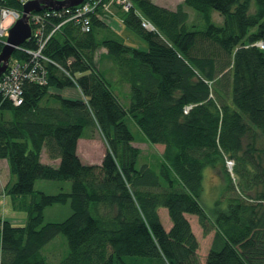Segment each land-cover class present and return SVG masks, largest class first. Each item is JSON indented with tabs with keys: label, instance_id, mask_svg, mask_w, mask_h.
<instances>
[{
	"label": "trees",
	"instance_id": "16d2710c",
	"mask_svg": "<svg viewBox=\"0 0 264 264\" xmlns=\"http://www.w3.org/2000/svg\"><path fill=\"white\" fill-rule=\"evenodd\" d=\"M132 1L140 15L122 14L124 24L147 49L99 37L100 21L89 33L67 22L44 47L47 83L24 78L19 105L0 91V159L12 176L6 192L28 213L24 224L3 220L0 264H51L43 248L60 234L68 252L56 264H264V49L255 45L264 40V0H184L176 10ZM185 6L205 29L190 28ZM214 11L223 24L213 21ZM141 16L156 30L142 27ZM62 20L49 17L46 33ZM38 47L26 40L12 59L34 64L30 51ZM100 48L107 52L97 59ZM102 57L130 84L128 107L98 65ZM67 87L81 97L54 92ZM127 118L148 141L165 145L159 170L136 166L141 150ZM86 129L106 141L100 164L77 153ZM44 148L58 166L42 162ZM208 166L223 185L211 209L203 202ZM39 179L70 181L71 190H36ZM59 203L72 213L45 223L46 208ZM160 208L168 210L169 230ZM187 215L198 217L204 236L214 233L203 263Z\"/></svg>",
	"mask_w": 264,
	"mask_h": 264
},
{
	"label": "rangeland",
	"instance_id": "374dc122",
	"mask_svg": "<svg viewBox=\"0 0 264 264\" xmlns=\"http://www.w3.org/2000/svg\"><path fill=\"white\" fill-rule=\"evenodd\" d=\"M157 1L160 3L168 4L170 6H176L178 4L176 2L172 4L168 0H157ZM188 8H190L193 11V13L191 14L189 18L188 24L194 25V27H190V28L191 29H205L206 27L205 20L193 8L191 7H188ZM127 12L128 11L122 10L123 14ZM212 19L216 24H219V25L223 24L224 22V17L218 11H214V15L212 14ZM121 29H122V32L118 33V31L116 32L114 30V27L107 26V28H99L98 36L118 38L121 41H124L128 45L135 46L138 48H141V47L143 48L147 46L146 40L136 31L132 30L130 27L126 25H122ZM112 33H114V35ZM259 42H262V41H259ZM103 50H104L103 48L99 49L96 55L97 59L99 58ZM41 54L45 55L44 50L41 52ZM47 61L49 62V58ZM97 63L106 72L108 77H111L112 75L117 74L114 64L109 59L102 57V59L97 61ZM130 95H131V92L126 93V91H122L121 98L124 104L126 105L129 104ZM126 121L130 129L133 131L135 135L134 143L138 145L139 149L141 150V155L137 161L136 166L141 167L143 164L148 163L152 165L153 168L159 170L163 163V154H164L163 148H159L161 145L148 141L146 137L144 136V134L139 130V128L137 127V125L134 123V121L131 118H127ZM85 132L87 133L88 129H86ZM94 133L96 135L95 137H97L96 139L97 143L99 144L98 148L103 151V148L105 146L107 148L106 141L103 140L100 132L95 131ZM229 169L230 171H233V166L230 165ZM10 174H11V169H10ZM204 174H205V177H204V187L205 188H204V193H203V202H204V205L207 207V209H211L216 205L217 199H219V197L222 195V191H223V185L221 184L222 177H221L219 170L214 169L212 166L206 167ZM8 178H9V173L5 166V170H2V173H0L1 188H3L4 186L3 184H5L4 182H6ZM64 182L65 181L39 179L35 185V189L44 190L46 193H50V194L58 193L59 191H62V190L67 191L68 188H66V186L64 185ZM0 192H1L0 193V215L4 214L6 216L10 215V217H15L19 219L21 217L23 219L25 218L27 219L28 213L25 209H20V210L14 209L13 204L11 203V198H10L12 195L8 194L7 192L4 195L3 190H0ZM71 213H72V209L69 204L59 203V204L51 205L47 207L45 210L44 222L45 223L60 222V221L65 220ZM161 215H162L163 222L166 223L167 213L165 211H162ZM3 222H4L3 220H0V228L2 227ZM14 224H20V223H14ZM191 225H192V229L196 232L197 237L200 240L199 241L200 242L199 256H200V259L204 261L208 253L207 248L210 245L211 234L208 236H204L203 229L198 222V217L195 215H192L191 217ZM43 252L51 264L58 263L68 252V242H67L66 236L63 234L58 235L52 242H50L48 245H46L43 248Z\"/></svg>",
	"mask_w": 264,
	"mask_h": 264
},
{
	"label": "built area",
	"instance_id": "2783aa9c",
	"mask_svg": "<svg viewBox=\"0 0 264 264\" xmlns=\"http://www.w3.org/2000/svg\"><path fill=\"white\" fill-rule=\"evenodd\" d=\"M11 1L13 0H0V46L2 47L7 43L10 29L21 17L23 5L30 0H14L21 8L9 5ZM132 9L140 15L131 0H84L81 4L72 7L33 12L30 14L32 34L27 40L33 39L39 42L38 49L30 51L34 64L31 62L23 63L18 59L11 58L6 71L0 77V91L14 104L19 105L23 101L22 82L24 78L41 85L47 83L45 65L48 58L41 52L53 34L63 24L67 22L78 24L81 32L89 33L93 29L94 21L97 20L108 27H114V29L119 30L124 23V19L119 12H122V10L129 12ZM49 17H59L63 20L58 25H55L49 33H46L48 31L47 19ZM141 18L142 27L150 31L156 30L150 20L143 16ZM261 41L256 42L255 45L264 48V40ZM21 46H17L16 49ZM191 107V105L186 106L185 112H188ZM232 164V161H228L229 166H232Z\"/></svg>",
	"mask_w": 264,
	"mask_h": 264
},
{
	"label": "crops",
	"instance_id": "0c3cea01",
	"mask_svg": "<svg viewBox=\"0 0 264 264\" xmlns=\"http://www.w3.org/2000/svg\"><path fill=\"white\" fill-rule=\"evenodd\" d=\"M156 4L158 5H161V6H164L166 8H169L171 10H176V8L182 4V2L184 0H168L169 2H171L172 4L173 3H178L176 6H170L168 4H164V3H160L158 2L157 0H153ZM189 6H185V10L188 12L189 14V18L191 16V14L193 13V11L188 8ZM119 14L121 16H123L122 12L120 11ZM213 15H214V12H213ZM189 21V20H188ZM125 25V24H124ZM107 28V27H106ZM121 29V28H120ZM111 30V29H109ZM116 32L118 31V33H121L122 32V29L121 30H116L114 29ZM116 33V34H118ZM114 35V33H112ZM128 45V44H127ZM131 46V45H130ZM142 48V47H141ZM103 52L101 54H106L107 50L105 48H103ZM142 49H147V46L143 47ZM102 68V67H101ZM105 72V71H104ZM108 76V75H107ZM113 80V83H114V92L115 94L120 98V100L122 101V98H121V94H122V91H126L127 92H131V86L130 84L128 83H125V82H120L119 79L117 78V75H112L111 77H109ZM54 92H57V93H60L61 95L65 96V97H71V98H77V97H81V92L80 90L77 88V87H67V88H63L61 90H58V91H54ZM130 98V97H129ZM130 102H131V99H130ZM130 102L129 104H124V102L122 101V103L125 105V106H129L130 105ZM95 131L97 132H100L99 130H94V129H88V132H84V136L81 137L78 141V147H77V153L80 157V159L82 160L83 163L85 164H100L103 160V157L105 155V152H106V146L103 148V151L101 149L98 148L99 144L97 143V137H95ZM101 133V132H100ZM102 136V134H101ZM103 138V136H102ZM104 140V138H103ZM135 141V140H134ZM134 141L132 142V144L136 147L139 148L138 145H136L134 143ZM159 144V143H157ZM161 146L159 148H163V150H165V145L164 144H160ZM41 160L43 163L45 164H48V165H52V166H58L60 164V158H51L49 156V154L47 153L46 149L44 148L43 151H42V155H41ZM145 164H148V163H145ZM149 166L152 167V165L148 164ZM5 166L8 170V173H9V178L8 180H6V182H4L5 184H3V188H1V185H0V190H3L4 191V195L6 194V186L8 184V182L10 181V179L12 178L11 174H10V165H9V162L7 159H0V173H2V170H5ZM2 181V180H1ZM38 181V180H37ZM36 181V183H37ZM36 185V184H35ZM64 185L66 186L67 191H70L71 190V182L70 181H65L64 182ZM40 191H44V190H40ZM63 191V190H62ZM45 192V191H44ZM60 192V191H59ZM1 193V192H0ZM11 198V203L13 204V207L15 210H20L21 208H18L15 203H14V198L10 197ZM26 210V209H25ZM27 211V210H26ZM162 211H165L167 213V216H166V223H164L165 227L167 230H169L172 226V221L170 219V216L168 214V210L165 209V208H160L159 212H160V215H161V212ZM6 214V213H5ZM4 216V217H3ZM190 222H191V217L192 215H187ZM161 218H162V215H161ZM0 220H9L11 221L12 223H20V224H24L26 222V218L23 219L22 217L19 219V218H15V217H10V215L6 216V215H0ZM163 221V219H162ZM194 231V230H193ZM194 233L196 234V232L194 231ZM210 235V234H209ZM197 236V234H196ZM208 236V235H207ZM213 236H214V233H211V237H210V245L209 247L207 248V250L209 251V248L211 246V242H212V239H213ZM198 238V237H197ZM199 240V239H198ZM200 241V240H199ZM200 243V242H199ZM206 259V258H205ZM204 259V261H205ZM204 261L201 260V262L203 263Z\"/></svg>",
	"mask_w": 264,
	"mask_h": 264
},
{
	"label": "water",
	"instance_id": "95a60500",
	"mask_svg": "<svg viewBox=\"0 0 264 264\" xmlns=\"http://www.w3.org/2000/svg\"><path fill=\"white\" fill-rule=\"evenodd\" d=\"M84 0H30L23 5L22 15L10 29L7 43L0 51V77L6 71L17 46H21L32 34L30 14L44 9H62L79 5Z\"/></svg>",
	"mask_w": 264,
	"mask_h": 264
}]
</instances>
